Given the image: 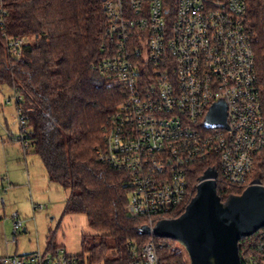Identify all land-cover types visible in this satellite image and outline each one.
Instances as JSON below:
<instances>
[{
  "label": "built area",
  "instance_id": "built-area-1",
  "mask_svg": "<svg viewBox=\"0 0 264 264\" xmlns=\"http://www.w3.org/2000/svg\"><path fill=\"white\" fill-rule=\"evenodd\" d=\"M111 55L96 64L125 99L105 130L102 163L129 175L127 212L150 228L183 213L197 192L193 165L219 162L224 182L246 186L254 154L264 146V116L256 58L246 22V0H103ZM2 7L0 6V11ZM24 38L8 46L21 53ZM17 102L20 99L15 91ZM216 103L227 127H209ZM22 144L27 119L19 112ZM219 180V172L217 182ZM42 207V206H39ZM14 232L22 227L13 214ZM241 264H264V233ZM155 235L130 264H160ZM0 264H96L65 246L0 257Z\"/></svg>",
  "mask_w": 264,
  "mask_h": 264
},
{
  "label": "trees",
  "instance_id": "trees-1",
  "mask_svg": "<svg viewBox=\"0 0 264 264\" xmlns=\"http://www.w3.org/2000/svg\"><path fill=\"white\" fill-rule=\"evenodd\" d=\"M246 2L264 116V0ZM0 6V84L20 96L17 109L27 119V154H38L49 181L69 190L64 212L84 213L101 232L98 244H87L83 235L88 253L83 255L96 264H130L131 247L140 250L150 238L141 233L150 223L127 212L129 175L102 163L98 155L110 119L126 97L95 68L111 55L103 0H0ZM10 38H24L20 54L8 46ZM210 167L219 172L222 201L240 196L255 180L264 185V146L254 154L246 186L227 185L219 162L210 160L193 165L191 184ZM262 232L264 227L239 240L240 257L250 243L261 242ZM155 240L160 264H191L177 240Z\"/></svg>",
  "mask_w": 264,
  "mask_h": 264
},
{
  "label": "rangeland",
  "instance_id": "rangeland-1",
  "mask_svg": "<svg viewBox=\"0 0 264 264\" xmlns=\"http://www.w3.org/2000/svg\"><path fill=\"white\" fill-rule=\"evenodd\" d=\"M21 135L15 89L0 84V257L28 254L50 244L87 255L83 235L87 244H98L101 232L89 225L84 213L64 212L69 190L49 181L40 156L25 153ZM16 212L23 222L17 233ZM107 243L112 245L111 240Z\"/></svg>",
  "mask_w": 264,
  "mask_h": 264
},
{
  "label": "water",
  "instance_id": "water-1",
  "mask_svg": "<svg viewBox=\"0 0 264 264\" xmlns=\"http://www.w3.org/2000/svg\"><path fill=\"white\" fill-rule=\"evenodd\" d=\"M209 127H227L226 106L214 104L207 116ZM218 170L208 168L197 185L196 195L176 218L163 219L142 234L177 240L191 264H241L239 240L264 227V185L259 180L242 195L222 201L217 191Z\"/></svg>",
  "mask_w": 264,
  "mask_h": 264
},
{
  "label": "crops",
  "instance_id": "crops-1",
  "mask_svg": "<svg viewBox=\"0 0 264 264\" xmlns=\"http://www.w3.org/2000/svg\"><path fill=\"white\" fill-rule=\"evenodd\" d=\"M4 257V256H3Z\"/></svg>",
  "mask_w": 264,
  "mask_h": 264
}]
</instances>
